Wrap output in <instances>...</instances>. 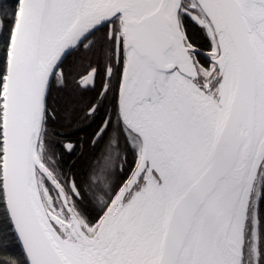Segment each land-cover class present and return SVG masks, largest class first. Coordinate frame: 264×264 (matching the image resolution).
I'll return each instance as SVG.
<instances>
[{"label": "snow or ice", "instance_id": "6c2138e0", "mask_svg": "<svg viewBox=\"0 0 264 264\" xmlns=\"http://www.w3.org/2000/svg\"><path fill=\"white\" fill-rule=\"evenodd\" d=\"M0 264H264V0H0Z\"/></svg>", "mask_w": 264, "mask_h": 264}, {"label": "trees", "instance_id": "16d2710c", "mask_svg": "<svg viewBox=\"0 0 264 264\" xmlns=\"http://www.w3.org/2000/svg\"><path fill=\"white\" fill-rule=\"evenodd\" d=\"M76 129H77V126L74 125L72 131L73 132H76ZM77 135L81 139H85L86 138V134L84 132H78ZM77 155H79V154H77ZM73 161H76L77 166L80 167L84 163V158L83 157H80V159L77 160V157H73L71 160L68 161L69 165H71L73 163Z\"/></svg>", "mask_w": 264, "mask_h": 264}]
</instances>
